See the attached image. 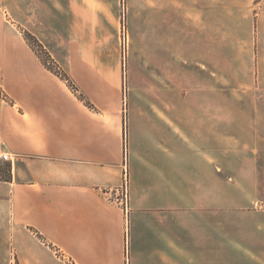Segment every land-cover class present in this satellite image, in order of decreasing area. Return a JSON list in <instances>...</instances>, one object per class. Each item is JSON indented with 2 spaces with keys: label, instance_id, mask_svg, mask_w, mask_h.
I'll use <instances>...</instances> for the list:
<instances>
[{
  "label": "crops",
  "instance_id": "0c3cea01",
  "mask_svg": "<svg viewBox=\"0 0 264 264\" xmlns=\"http://www.w3.org/2000/svg\"><path fill=\"white\" fill-rule=\"evenodd\" d=\"M19 5L20 26L66 43L49 52L77 90L13 45L25 40L0 11V143L13 156L0 166L3 263L12 250L18 264H67L57 248L75 264H264V213L219 193V151L203 142L218 115L189 114L185 65L220 26L257 25L263 38L264 0ZM124 159L127 216L105 194Z\"/></svg>",
  "mask_w": 264,
  "mask_h": 264
},
{
  "label": "rangeland",
  "instance_id": "374dc122",
  "mask_svg": "<svg viewBox=\"0 0 264 264\" xmlns=\"http://www.w3.org/2000/svg\"><path fill=\"white\" fill-rule=\"evenodd\" d=\"M19 4L20 0H0V11L6 10L13 31L20 32L25 40L13 45L33 50L47 68L60 76L63 70L49 49H65L66 43L57 41L48 47L35 32L37 26H20ZM218 31L205 36L214 40L203 42V56L189 57L185 64L189 114L218 115L219 131L215 123L212 131L211 123L204 122L203 142L205 147L212 144L219 151V193L235 196L240 199L235 204L243 207L257 201L259 211L264 213V37L257 25L220 26ZM119 49L125 60L128 48L124 57L121 43ZM68 83L74 87L70 80ZM0 96L7 94L0 91ZM204 184L205 192L210 193L211 182L205 180ZM1 253L0 264H18L14 251L4 263Z\"/></svg>",
  "mask_w": 264,
  "mask_h": 264
},
{
  "label": "built area",
  "instance_id": "2783aa9c",
  "mask_svg": "<svg viewBox=\"0 0 264 264\" xmlns=\"http://www.w3.org/2000/svg\"><path fill=\"white\" fill-rule=\"evenodd\" d=\"M121 26L122 27H121V33L119 34V39L123 47V57H124L126 54V50L128 48V33L127 30L125 29L124 19ZM73 89L77 90L76 87H73ZM12 160H13V156L11 155V153L7 149H5L3 143H0V164H3L5 162L11 163ZM105 194L109 201H111L112 203H116L123 209L125 216L128 215L130 211L129 174L126 167L125 159L123 164V177L121 183L113 188L105 189ZM54 250H55V254L61 259L66 260L67 264H75L72 261V259L67 258L62 251H60L57 248Z\"/></svg>",
  "mask_w": 264,
  "mask_h": 264
},
{
  "label": "trees",
  "instance_id": "16d2710c",
  "mask_svg": "<svg viewBox=\"0 0 264 264\" xmlns=\"http://www.w3.org/2000/svg\"><path fill=\"white\" fill-rule=\"evenodd\" d=\"M60 76H61V78H64V79H66L67 81H69V78H68V76L66 75L65 72L60 73Z\"/></svg>",
  "mask_w": 264,
  "mask_h": 264
}]
</instances>
